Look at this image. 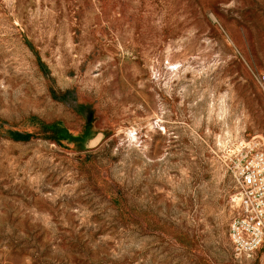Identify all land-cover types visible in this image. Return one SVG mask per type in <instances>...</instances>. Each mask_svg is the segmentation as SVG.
Wrapping results in <instances>:
<instances>
[{"label":"rangeland","instance_id":"rangeland-1","mask_svg":"<svg viewBox=\"0 0 264 264\" xmlns=\"http://www.w3.org/2000/svg\"><path fill=\"white\" fill-rule=\"evenodd\" d=\"M263 74L264 0H0V264H264L229 237Z\"/></svg>","mask_w":264,"mask_h":264},{"label":"built area","instance_id":"built-area-1","mask_svg":"<svg viewBox=\"0 0 264 264\" xmlns=\"http://www.w3.org/2000/svg\"><path fill=\"white\" fill-rule=\"evenodd\" d=\"M264 86V74L260 76ZM229 165L239 189L237 215L230 222L229 237L237 260L264 253V140L241 142Z\"/></svg>","mask_w":264,"mask_h":264}]
</instances>
